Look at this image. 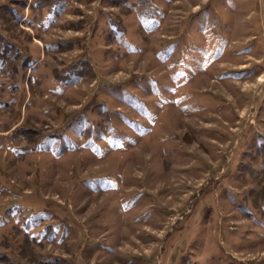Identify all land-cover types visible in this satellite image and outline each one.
<instances>
[{
    "label": "rangeland",
    "instance_id": "1",
    "mask_svg": "<svg viewBox=\"0 0 264 264\" xmlns=\"http://www.w3.org/2000/svg\"><path fill=\"white\" fill-rule=\"evenodd\" d=\"M22 1L0 264H264V0Z\"/></svg>",
    "mask_w": 264,
    "mask_h": 264
},
{
    "label": "trees",
    "instance_id": "2",
    "mask_svg": "<svg viewBox=\"0 0 264 264\" xmlns=\"http://www.w3.org/2000/svg\"><path fill=\"white\" fill-rule=\"evenodd\" d=\"M27 0H23L22 2H20L18 4V6L21 7L22 11H25L28 9H37V10H42V9H46V11L48 10L49 12H51L53 9L57 8L60 6V2L61 0H35V3H33L32 6H30V3H27ZM17 5V4H15ZM14 5V6H15ZM4 11L2 12V10L0 11V14L4 12H6L8 14V11L11 13V18L10 15L8 14V21H10L12 24H19L21 21V18L18 16H15V13L13 12V10L10 8L9 5L5 6ZM22 24H25V22L23 21ZM9 41H6L4 39L3 36L0 35V64L4 67L5 63H8L9 61H13L16 62L15 60L18 59V56L21 55L20 50H18L17 48H14L12 43H8ZM12 62V63H13ZM30 60L29 59H24L23 62L20 63L19 67H15V70L18 69H24L26 66H28ZM13 70V69H11ZM10 71V70H8Z\"/></svg>",
    "mask_w": 264,
    "mask_h": 264
}]
</instances>
